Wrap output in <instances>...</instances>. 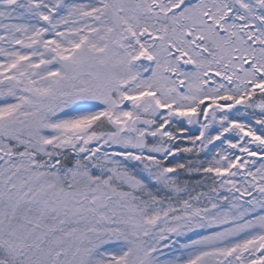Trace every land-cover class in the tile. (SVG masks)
Returning a JSON list of instances; mask_svg holds the SVG:
<instances>
[{"label":"snow or ice","instance_id":"6c2138e0","mask_svg":"<svg viewBox=\"0 0 264 264\" xmlns=\"http://www.w3.org/2000/svg\"><path fill=\"white\" fill-rule=\"evenodd\" d=\"M0 264H264V0H0Z\"/></svg>","mask_w":264,"mask_h":264}]
</instances>
